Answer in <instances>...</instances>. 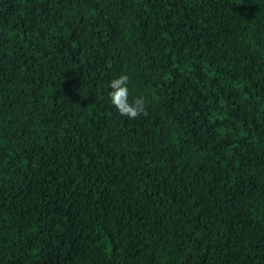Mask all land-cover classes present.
<instances>
[{
  "label": "trees",
  "instance_id": "trees-1",
  "mask_svg": "<svg viewBox=\"0 0 264 264\" xmlns=\"http://www.w3.org/2000/svg\"><path fill=\"white\" fill-rule=\"evenodd\" d=\"M0 264H264V0H0Z\"/></svg>",
  "mask_w": 264,
  "mask_h": 264
},
{
  "label": "clouds",
  "instance_id": "clouds-1",
  "mask_svg": "<svg viewBox=\"0 0 264 264\" xmlns=\"http://www.w3.org/2000/svg\"><path fill=\"white\" fill-rule=\"evenodd\" d=\"M130 77L121 74L112 79L108 84L110 89L108 97L111 105L116 109L120 116L129 120H136L142 116H147V103L144 96H138L133 100H129L130 95Z\"/></svg>",
  "mask_w": 264,
  "mask_h": 264
}]
</instances>
